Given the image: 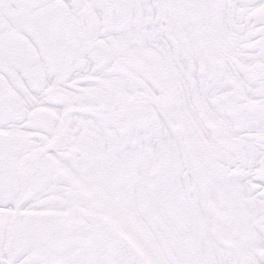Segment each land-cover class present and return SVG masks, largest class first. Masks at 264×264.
I'll use <instances>...</instances> for the list:
<instances>
[{"label":"snow or ice","instance_id":"6c2138e0","mask_svg":"<svg viewBox=\"0 0 264 264\" xmlns=\"http://www.w3.org/2000/svg\"><path fill=\"white\" fill-rule=\"evenodd\" d=\"M0 264H264V0H0Z\"/></svg>","mask_w":264,"mask_h":264}]
</instances>
